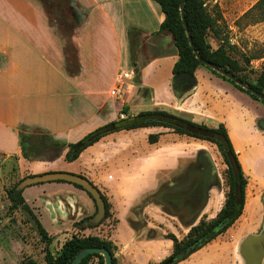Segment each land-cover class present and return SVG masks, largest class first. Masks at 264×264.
Masks as SVG:
<instances>
[{
    "label": "crops",
    "instance_id": "crops-1",
    "mask_svg": "<svg viewBox=\"0 0 264 264\" xmlns=\"http://www.w3.org/2000/svg\"><path fill=\"white\" fill-rule=\"evenodd\" d=\"M70 7L78 23L70 37L81 67L78 73L68 64L62 36L50 26L38 0H0V157L13 159L24 179L64 172L89 152L74 175L90 181L111 205L110 219L83 230L75 225L97 211L85 191L68 183L26 188L23 197L55 238L53 248L77 235L111 240L119 264H159L172 255L174 243L166 237L172 227L147 201L184 174L191 157L183 147L190 144L186 139L167 129L147 128L105 137L73 163L65 160L67 151L60 158L32 162L22 154V142L29 137L37 144L42 138L76 144L120 118L165 111L224 125L248 183L234 233L227 231L180 264H243L241 243L264 231V106L204 68L196 71L197 84L176 97L173 69L178 52L168 50L174 45L170 34L158 33L165 15L153 0H70ZM130 29L144 40L136 68ZM121 73L132 83L126 80L123 93L113 97ZM126 108L127 115H122ZM136 108L140 111L134 112ZM157 134H162L160 141L151 145L149 137ZM117 135L123 136L116 140ZM141 136H147V142L141 144ZM28 254V244L12 243L10 264H22Z\"/></svg>",
    "mask_w": 264,
    "mask_h": 264
},
{
    "label": "trees",
    "instance_id": "trees-1",
    "mask_svg": "<svg viewBox=\"0 0 264 264\" xmlns=\"http://www.w3.org/2000/svg\"><path fill=\"white\" fill-rule=\"evenodd\" d=\"M38 1L42 4L46 12L50 26L57 27L60 35L62 36V40L64 42L63 52L66 59L68 60V64L73 69V73L80 72L81 67L78 61L77 51L70 43V37L75 28L78 26L76 17L74 16V13L70 7V0ZM153 1L161 7V10L165 15V22L161 25L158 33L170 34L173 38L174 46L178 52V61L173 69L174 86H176L177 83L185 76H191L189 86H195L197 84L195 78L196 71L199 68H204L212 75L232 85L234 88L247 95L252 100L264 106V102L260 101L256 96L239 87L235 82L227 79L223 75L203 65V61L209 62L212 65L216 66L218 69L229 73L246 85L250 86L258 93L264 95V85H251L240 78L243 69L238 61H235L230 57L224 44H221L217 50H212V47L207 41V37L209 33H212L216 37V39H218L219 27L217 21L208 14L205 8V4L202 0H186L185 4V20L188 25V31L191 35L194 49H192L190 45L187 31L182 20V0ZM253 13L255 14L254 21H256L257 23L264 21V0H261L257 4ZM128 38L131 46L132 62L134 67L136 68L139 66V50L144 43V40L141 38L139 31L135 29H130L128 31ZM247 63L250 64V60H248ZM263 76L264 75H262V77ZM127 113L128 109L126 108L122 110L121 114L127 115ZM188 125L199 127L179 116L165 111L144 112L135 117H126L124 119L120 118L118 121L111 122L90 133L76 144L61 145L50 142L46 138L40 139L39 144H37L36 142H34L33 137L26 138L22 142V154L25 160L32 162L38 155H42L41 157L56 159L60 158L63 153L67 151L65 160L69 163H73L77 161L87 149L99 143L105 137H108L115 133L131 132L147 128H163L170 130L173 134L180 137L187 136L195 139L209 141L219 148L220 153L225 158L227 153L233 154L238 165L239 176L236 178L233 176L232 172L229 173L232 188L227 195V200L225 201L221 212L218 215V219L212 223L200 224L199 226L194 228L182 241H179L176 237H174L172 239L174 242V251L172 255L160 263L180 264L189 259L195 253L208 246L219 236L225 234L236 224V222L241 218L244 212L245 189L247 185V179L239 163L238 157L234 151L225 126L219 125L216 128L210 130L207 128H203L205 130L211 131L215 135L214 139H207L188 133L186 130V127ZM161 136L162 134L151 135L149 137V143L151 145L157 144L160 141ZM237 184L241 188V204H238L236 199L235 187ZM17 187L18 186L15 185L8 189L6 192L7 199L11 205V209L20 211L23 216L27 218L28 223L32 225L33 230L37 234L39 242L43 247V257L42 261L40 262L34 256H32L30 250L31 245L29 244V254L27 257H25L22 264H71L79 253L89 248L108 250L113 257V264H119L118 260L116 259L118 248L111 240L100 237H80L77 235H73L64 243L59 251H55L53 248L55 238L51 237L43 228L42 224L39 222L31 208L26 203L23 197L24 191H18ZM75 187L83 190L81 187ZM88 196L92 199L89 194ZM102 198L106 206V216L102 223L99 225H93L89 223L90 219H85L82 223L75 225L76 228L83 230L98 228L112 217L111 205L108 199L103 195ZM84 223H88V225L83 226ZM94 259L98 260V264H105L104 258L100 255H90L88 258L83 260L81 264H90Z\"/></svg>",
    "mask_w": 264,
    "mask_h": 264
},
{
    "label": "rangeland",
    "instance_id": "rangeland-1",
    "mask_svg": "<svg viewBox=\"0 0 264 264\" xmlns=\"http://www.w3.org/2000/svg\"><path fill=\"white\" fill-rule=\"evenodd\" d=\"M202 1L205 4L208 14L217 21L219 27L218 39H216L212 33H209L207 37V41L212 47V50L215 51L221 44H224L230 57L233 60L238 61L243 69L240 78L251 85H264V76L262 77V75H264V21L258 23L254 21L255 14L253 13L257 4L261 0ZM54 31L56 34L59 32L57 27L54 28ZM168 50L176 52L173 44L168 47ZM248 60H250V64L247 63ZM166 66H168V62L165 63L163 67L165 75H167L166 71L168 70V67L166 70ZM128 83L131 84L132 81L129 80ZM133 90H136V88ZM133 90L128 94L127 100L134 95ZM133 111L139 112L140 109L136 108ZM171 114L179 116L199 127L203 126L207 129H214L217 127L202 119H194L173 112H171ZM122 136L123 135H117L115 139L117 140ZM147 138V136H141L140 143L143 144L147 142ZM183 138L190 143L188 145L183 143L184 149L190 155L197 154L199 151H206L214 158L212 152L219 153L217 147L208 141H205L206 143H201L200 139L187 136H184ZM122 144L124 145L126 142ZM89 155V152H87L81 160L82 162L80 161L81 163L79 162L76 167L65 168L64 172L59 173L72 171L73 175L77 174L76 172L78 168L83 165V160H86ZM41 156L42 155H38L36 158H40ZM16 165L17 164L13 159L0 157V262L2 264H10V245L12 243H20L21 245L30 244L32 256L41 262L43 257V247L39 242L37 234L33 230L32 225L28 223L27 218L23 216L20 211L11 209V205L7 199V190L15 185L18 186L20 182L23 181L16 170ZM72 172L68 174H72ZM228 193L229 190L226 188L224 203L227 200ZM222 200L223 195L214 190L207 209L210 212L207 215L217 212L220 209ZM201 222L209 223V221L205 219ZM228 231L234 233L235 230L232 227ZM188 233L187 230L180 232L179 234L177 233L176 238L179 241H182ZM61 247L54 248V250L59 251Z\"/></svg>",
    "mask_w": 264,
    "mask_h": 264
},
{
    "label": "flooded vegetation",
    "instance_id": "flooded-vegetation-1",
    "mask_svg": "<svg viewBox=\"0 0 264 264\" xmlns=\"http://www.w3.org/2000/svg\"><path fill=\"white\" fill-rule=\"evenodd\" d=\"M200 128L203 129L206 127L200 126ZM200 141L201 143H206V140ZM217 149L219 151L218 147ZM212 153L214 158L206 151H199L197 154H192L184 174L174 180L172 185L161 188L160 191L147 201V204L157 206L162 214L166 216L169 225L172 227V232H169L166 237L172 242V239L177 236V233L179 234L186 230L190 233L194 228L202 224L201 221L204 219L209 221V223L216 221L224 205L225 189L228 188L230 191L232 188L229 173L232 172L236 178L239 176H236L232 169L228 158L229 153H227L226 158L220 151L218 154ZM238 187L240 186L237 184L235 187L236 199ZM214 190L223 195L220 209L211 215L204 214Z\"/></svg>",
    "mask_w": 264,
    "mask_h": 264
},
{
    "label": "water",
    "instance_id": "water-1",
    "mask_svg": "<svg viewBox=\"0 0 264 264\" xmlns=\"http://www.w3.org/2000/svg\"><path fill=\"white\" fill-rule=\"evenodd\" d=\"M185 4L186 0H182L181 2V15L182 20L184 23V27L187 31V36L190 41V45L192 49H194V45L192 43L191 35L188 31V25L185 20ZM199 58V57H198ZM203 65L207 68H210L217 73L223 75L227 79L235 82L239 87L243 88L244 90L250 92L252 95L256 96L260 101L264 102V95L258 93L250 86L246 85L242 81L238 80L236 77L226 73L216 66L212 65L209 62H202ZM191 76L183 77L176 86H174V79H173V92L176 97L180 98L182 95L188 91L190 88ZM194 87V86H193ZM188 133L192 135H196L199 137L212 139L214 138V134L209 131H204L202 128L196 127L194 125H188L186 127ZM228 158L232 169L236 176L239 175V169L237 162L233 156V154L229 153ZM68 183L74 186L81 187L83 191L88 193L96 204V215L90 220V223L93 225H99L102 223L106 216V206L105 202L102 198V194L100 191L87 179L76 176L73 174L68 173H50L42 176H35L29 177L24 179L17 187L18 191H24L26 188L33 187L36 185L48 184V183ZM237 200L238 203L241 204V189L238 187L237 189ZM240 257L243 261V264H264V231L258 236H251L246 238L240 245ZM90 255H100L104 258L105 264H113V257L110 252L106 249H99V248H89L81 253H79L75 259L72 261L71 264H81L83 260L88 258Z\"/></svg>",
    "mask_w": 264,
    "mask_h": 264
},
{
    "label": "built area",
    "instance_id": "built-area-1",
    "mask_svg": "<svg viewBox=\"0 0 264 264\" xmlns=\"http://www.w3.org/2000/svg\"><path fill=\"white\" fill-rule=\"evenodd\" d=\"M130 79V76L126 73H121L120 77H119V80H120V86L118 88H116L114 91H112L111 95L113 97H118L119 95H121L123 93V90H124V87H125V81L126 80H129ZM67 241V240H66ZM65 241V242H66ZM64 242V243H65ZM63 243V245H64ZM62 245V246H63ZM62 248V247H61Z\"/></svg>",
    "mask_w": 264,
    "mask_h": 264
}]
</instances>
